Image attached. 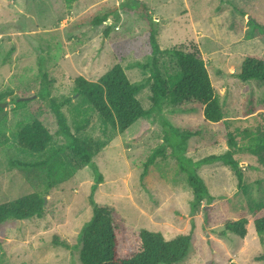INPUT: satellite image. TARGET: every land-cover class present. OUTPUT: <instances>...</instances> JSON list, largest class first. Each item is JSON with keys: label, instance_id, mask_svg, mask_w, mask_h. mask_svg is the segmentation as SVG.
Listing matches in <instances>:
<instances>
[{"label": "rangeland", "instance_id": "1", "mask_svg": "<svg viewBox=\"0 0 264 264\" xmlns=\"http://www.w3.org/2000/svg\"><path fill=\"white\" fill-rule=\"evenodd\" d=\"M140 1L149 23L139 12L122 8L125 0H0V93L10 95L0 114V204L34 192L47 194L43 218L8 227L0 244V264H81V236L93 216L88 197L95 183L94 171L81 166L68 148L69 140L56 134L54 114L38 96L44 74L53 81L49 85L52 98L71 100L63 111L81 144L93 151L102 148L93 158L104 176L95 200L114 206L124 217L132 249L140 245L143 229L171 240L189 233L194 223L190 252L178 264H264V233L256 231L251 211L254 204L264 201V166L252 153L254 136L264 134V82H243L233 75L246 56L264 59V0ZM104 2L114 7L104 25H74ZM151 25L157 29L161 49L199 51L219 95L223 122H206L196 104L166 101L151 117L118 134L75 94V78L97 81L121 63L132 82L144 84L137 98L150 109L153 63L163 73L176 67L170 55L145 54L143 35ZM19 99L27 102L20 104ZM87 117H91L90 126L76 132ZM35 119L52 135L41 154L24 151L18 144L19 131ZM171 127L189 136L187 156L195 161L227 152L229 133L237 134L235 158L244 170L246 190L239 191L234 172L221 162L199 169L216 198L210 222L205 203L193 214L192 189L171 148L142 178L145 163ZM241 213L249 221L246 237L222 236L223 219L237 220ZM56 235L74 248L52 245Z\"/></svg>", "mask_w": 264, "mask_h": 264}, {"label": "trees", "instance_id": "2", "mask_svg": "<svg viewBox=\"0 0 264 264\" xmlns=\"http://www.w3.org/2000/svg\"><path fill=\"white\" fill-rule=\"evenodd\" d=\"M67 1L76 2L79 0ZM113 8L104 2L77 19L74 25L77 28L100 27L111 18ZM122 8L132 13L139 12L140 17L146 23L151 21L147 13H143L146 8L140 0H125ZM252 23L257 27L254 20ZM106 28L104 34L108 36L110 26ZM143 38L145 41L144 51L148 57L165 54L170 55L176 61V67L171 73L168 71L163 73L158 64L153 63L150 85L152 107L145 109L137 98V93L144 84L132 82L122 64L117 63L97 81H90L83 76L75 78V94L82 98V102L89 106L92 113L96 114L106 127L110 126L118 134L125 133L138 121L151 117L166 101L172 105L196 104L201 107L206 122H223L224 113L219 95L212 84L207 63L199 51H186L182 48L161 49L157 38V29L152 28V25L148 26ZM148 66L149 64L146 65V67ZM218 75L223 74L218 71ZM233 75L243 82H264V59L257 55L246 56L241 68ZM52 82L48 80V75L44 74L38 96L48 102L54 114L58 126L56 134L69 140L68 148L80 160L81 166L91 167L95 176V183L92 185L88 197L93 216L91 221L86 224L81 236L79 256L81 264H178L183 261L188 256L195 238L194 223H192L189 233L180 234L171 240L166 239L162 233H153L143 229L139 235L140 245L132 249L128 243L124 217L114 206L95 200V194L99 185L104 182V176L94 164L93 158L102 148L93 151L89 146L81 144L76 133H73L63 111V108L71 100L68 98L57 101L52 98L49 86ZM9 96L8 93H0V114L4 111L1 104ZM19 102L23 104L27 101ZM183 110L187 111V109ZM90 124L91 117L83 119L82 123L76 127V132L85 130ZM226 124L228 127L231 126V123L226 122ZM169 129L162 145L152 153L145 163L142 178L156 159L164 156L166 150L171 148L172 157L177 161L179 170L186 174L187 182L192 189L191 208L193 214L198 213L199 208L205 203L207 207H205L204 213L207 222H210L212 204L216 198L210 193L205 180L199 174V169L205 165L221 162L234 172L238 180L239 191L246 190L244 170L235 158L238 149L237 134L232 131L229 133L228 145L230 149L227 152L209 155L195 161L187 156L189 136L180 133L174 127ZM51 141L52 135L49 128L39 119L24 125L18 133L19 147L34 154L45 152ZM254 141L256 145L252 149V153L259 156V163L264 166V134L255 135ZM46 195V193L34 192L15 201L0 204V244L4 242L6 231L11 224L34 217L39 219L44 217ZM251 211L256 231L264 233V201L254 204ZM248 223L244 213H241L237 220L225 218L223 219L225 229L221 235L227 236L228 233H231L244 239L248 233ZM52 245L66 250L74 248L68 241L62 240L59 235L54 236Z\"/></svg>", "mask_w": 264, "mask_h": 264}, {"label": "water", "instance_id": "3", "mask_svg": "<svg viewBox=\"0 0 264 264\" xmlns=\"http://www.w3.org/2000/svg\"><path fill=\"white\" fill-rule=\"evenodd\" d=\"M18 101H26V99H19ZM6 105H7V103H2L1 107L5 108ZM46 202H47V198L45 197V204H46Z\"/></svg>", "mask_w": 264, "mask_h": 264}]
</instances>
